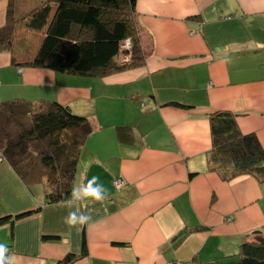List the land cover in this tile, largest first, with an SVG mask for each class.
Returning <instances> with one entry per match:
<instances>
[{"label": "crops", "instance_id": "0c3cea01", "mask_svg": "<svg viewBox=\"0 0 264 264\" xmlns=\"http://www.w3.org/2000/svg\"><path fill=\"white\" fill-rule=\"evenodd\" d=\"M40 2L0 0V28L10 9L18 17L12 50H0V104L57 101L91 132L73 196L56 203L0 150V218L32 211L0 225L9 264H56L80 255L84 238L72 264H213L264 237V181L225 179L208 161L217 112L264 149V0H137L144 63L105 76L22 64L56 11H33ZM99 185L103 199L91 192Z\"/></svg>", "mask_w": 264, "mask_h": 264}, {"label": "trees", "instance_id": "16d2710c", "mask_svg": "<svg viewBox=\"0 0 264 264\" xmlns=\"http://www.w3.org/2000/svg\"><path fill=\"white\" fill-rule=\"evenodd\" d=\"M50 2L56 4V11L46 35L34 58L23 65L105 76L144 63L135 15L137 0H41L33 11ZM7 18L0 28V50L10 51L18 17L10 9ZM128 38L131 58L121 63V44ZM90 132L85 116L57 101L0 104V150L28 185H45L49 203L72 198L80 154ZM212 138L208 155L212 171H223L225 179L253 175L264 181V149L256 135L241 132L233 114L212 116ZM31 213L1 217L0 225ZM58 238L44 235L46 240ZM86 252L84 238L80 255L68 253L56 264H72ZM0 256L9 264L4 252ZM213 264H264V241H246L237 255Z\"/></svg>", "mask_w": 264, "mask_h": 264}, {"label": "built area", "instance_id": "2783aa9c", "mask_svg": "<svg viewBox=\"0 0 264 264\" xmlns=\"http://www.w3.org/2000/svg\"><path fill=\"white\" fill-rule=\"evenodd\" d=\"M131 47L132 43L131 40L128 38L124 40L121 44L120 53H119V61L121 63H125L130 61L131 58ZM117 190H120L125 187L126 183L122 177H117L113 181ZM170 264H177V262H172Z\"/></svg>", "mask_w": 264, "mask_h": 264}, {"label": "clouds", "instance_id": "9594fccd", "mask_svg": "<svg viewBox=\"0 0 264 264\" xmlns=\"http://www.w3.org/2000/svg\"><path fill=\"white\" fill-rule=\"evenodd\" d=\"M94 179H97L94 177ZM93 196L96 199H103V187L102 185L97 186L96 188L91 190ZM89 217L83 216V215H77L76 213H70L69 215V221L74 222V221H79L81 223L87 222ZM4 251H6V248L4 245H0V254H2Z\"/></svg>", "mask_w": 264, "mask_h": 264}, {"label": "water", "instance_id": "95a60500", "mask_svg": "<svg viewBox=\"0 0 264 264\" xmlns=\"http://www.w3.org/2000/svg\"><path fill=\"white\" fill-rule=\"evenodd\" d=\"M257 241H264V237L258 238ZM0 260L2 261L3 264H7L6 261L0 256Z\"/></svg>", "mask_w": 264, "mask_h": 264}, {"label": "rangeland", "instance_id": "374dc122", "mask_svg": "<svg viewBox=\"0 0 264 264\" xmlns=\"http://www.w3.org/2000/svg\"><path fill=\"white\" fill-rule=\"evenodd\" d=\"M20 69H21V68H20ZM41 185H42V186H40V187H44L43 184H41Z\"/></svg>", "mask_w": 264, "mask_h": 264}]
</instances>
